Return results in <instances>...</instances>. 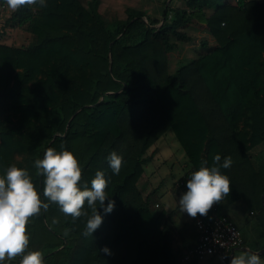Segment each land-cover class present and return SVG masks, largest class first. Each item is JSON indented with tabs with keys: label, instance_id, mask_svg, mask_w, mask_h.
Returning <instances> with one entry per match:
<instances>
[{
	"label": "trees",
	"instance_id": "1",
	"mask_svg": "<svg viewBox=\"0 0 264 264\" xmlns=\"http://www.w3.org/2000/svg\"><path fill=\"white\" fill-rule=\"evenodd\" d=\"M178 1L166 5L162 20L135 10L107 21L100 0H46L47 7L14 11L0 27V176L13 164L28 170L49 204L26 225V252L41 251L44 264H181L177 236L199 240L197 218L228 216L237 204L264 210V183L251 156L264 143V1ZM197 24L215 45L203 40L206 51L172 70L173 42H193L187 29ZM7 27L27 32L29 43H5ZM141 30L139 41L127 43ZM168 131L190 166L182 179L214 166L217 155L221 165L231 157L220 171L232 191L179 231L140 189L154 157L148 152ZM61 145L78 159L81 185L90 188L98 170L109 180L105 205L113 200L115 208H98L103 223L92 236L83 234L87 216L74 221L43 197L34 162ZM113 151L123 157L118 175L107 161ZM83 211L91 215L87 202ZM105 246L111 255L100 251Z\"/></svg>",
	"mask_w": 264,
	"mask_h": 264
},
{
	"label": "clouds",
	"instance_id": "2",
	"mask_svg": "<svg viewBox=\"0 0 264 264\" xmlns=\"http://www.w3.org/2000/svg\"><path fill=\"white\" fill-rule=\"evenodd\" d=\"M4 4L12 11L28 6L47 7L46 0H4ZM61 151L49 147L42 159H37L34 166L38 174L44 177L43 197L58 205L59 210L75 221L81 216H87L85 236L92 234L102 225L104 214L111 213L115 208V201L108 200L106 188L109 180L103 171H96L91 180V187L87 183L81 185L82 170L76 156L68 150ZM123 157L117 152H111L107 161L114 174L118 175L122 166ZM221 157H214V166L202 165L199 170L190 174L187 180V191L182 193L178 207L181 212L191 218L206 216L214 204L220 203L231 189L230 178L222 174L220 168L231 165V157H225L220 164ZM83 189V190H82ZM85 202L91 209V215L83 211ZM99 205V207H97ZM48 203L42 202L41 196L26 169L15 164L5 170L0 176V264L5 260L12 261L21 257L19 264H44L43 254L39 250L27 251L30 237L26 225L29 219L47 210ZM100 251L111 255L110 249L105 246ZM221 260L227 259L225 256ZM230 264H264L259 253L242 250L233 255Z\"/></svg>",
	"mask_w": 264,
	"mask_h": 264
},
{
	"label": "rangeland",
	"instance_id": "3",
	"mask_svg": "<svg viewBox=\"0 0 264 264\" xmlns=\"http://www.w3.org/2000/svg\"><path fill=\"white\" fill-rule=\"evenodd\" d=\"M110 1L111 0H103V5L101 7L102 14L107 21L127 18L128 12L126 13L125 9L129 5L139 6L142 2L147 4V0H129L131 4H128L126 0H117L113 7V2ZM152 2L154 1L149 0V5H144L148 11V15L151 18L162 20L163 10L166 5L172 2L173 6H177L179 1L157 0L156 5H151ZM4 5H0V27L5 26L8 18H10L14 12L6 5L3 7ZM187 31L192 35L194 41L190 43L173 42L170 49V62L172 70L191 62L201 52L206 51V47L200 45L203 40H209L210 44L208 46L210 47L215 45L214 39L206 30L201 29L198 24L187 29ZM6 32L7 33L4 37L5 43L16 46H25L29 43V34L21 29L7 27ZM142 32L143 30L136 32L135 35H131L127 38V43L133 44L139 41L144 36V33ZM153 149L154 151H152ZM150 152L158 154L152 164L155 167L161 168V170L157 174L156 179H151L149 178L150 176L148 177V175H145L140 181V189L144 196H148L152 202L154 200L165 202L167 198L165 195H170V188L174 186L175 189H178L179 187L178 182L181 180V176L185 171V165L188 163L187 157L173 131H168L164 136H162L149 150L148 154H150ZM155 211L158 212L160 210L159 208H155ZM246 211L249 213L248 210ZM261 217L264 218V210L257 211L255 216H252V219L258 221ZM254 228L255 230L252 234L254 233L256 235V232L258 231V224L257 226L254 224ZM237 254H240V252Z\"/></svg>",
	"mask_w": 264,
	"mask_h": 264
},
{
	"label": "crops",
	"instance_id": "4",
	"mask_svg": "<svg viewBox=\"0 0 264 264\" xmlns=\"http://www.w3.org/2000/svg\"><path fill=\"white\" fill-rule=\"evenodd\" d=\"M113 2L112 6L114 7V4L116 3L117 0H111ZM110 1V2H111ZM128 4H131L129 0H126ZM154 2L151 3V5H156L157 0H153ZM231 1V0H228ZM259 2H262L264 0H257ZM100 7L99 10L102 14L101 7L103 5V0H100ZM109 2V3H110ZM149 0H147V4H144L142 2L141 5L133 6L129 5L126 7L125 12L128 14L130 12H133L135 10H143L147 11L144 5L148 6ZM159 4V3H158ZM103 15V14H102ZM120 19V18H119ZM122 19V18H121ZM154 151V149L152 150ZM150 154H153V160L145 165V175L151 179H156L157 174L161 170V168L155 167L152 162L155 160L156 156L158 154H154L153 152H150ZM251 156L253 163L255 167L259 170L261 174V178L264 183V143L258 145L251 151ZM190 170V166L188 163L185 165V171L184 174L181 176L183 177L188 171ZM180 177V178H181ZM171 192L170 195H165L167 196L165 202H162L160 200H154L152 204V208L155 211V208H159V210L165 211L168 216L171 218V220L174 223V227L176 231H179L180 229L184 228V226L187 223H191L195 218L189 217L186 213H183L180 211L178 207V201L183 192L177 191L174 186L170 188ZM264 196V195H263ZM262 196V198H263ZM158 205V206H156ZM259 211V210H258ZM256 213H247L246 209L242 205H233L228 209V217L236 224V226L240 229L242 233V237L244 240V245L242 248L238 249L235 251L234 255H238V252H241L242 250H249L253 252H260L264 248V233L260 230L259 225H258V231L256 232V235L252 232H254V224L257 226L258 221L253 220L252 216H255ZM261 222L264 225V218L261 217ZM257 223V224H256ZM253 225V226H252ZM198 241L197 237H193L191 233L189 234H179L177 236V240L175 242V246L179 248L181 251H185L188 247V244L196 243ZM261 248V249H260ZM264 259V258H261ZM198 264H222L220 259L217 257H210L207 258L206 260L198 262Z\"/></svg>",
	"mask_w": 264,
	"mask_h": 264
},
{
	"label": "built area",
	"instance_id": "5",
	"mask_svg": "<svg viewBox=\"0 0 264 264\" xmlns=\"http://www.w3.org/2000/svg\"><path fill=\"white\" fill-rule=\"evenodd\" d=\"M5 7V5L3 6ZM189 177L178 182V186H184ZM158 206V205H156ZM214 204L211 209H216ZM196 226L200 233L198 243L187 248L181 258V264H196L210 257L221 256L227 259L221 260L222 264H230L233 252L243 247L244 240L240 229L228 216H216L214 218H197Z\"/></svg>",
	"mask_w": 264,
	"mask_h": 264
},
{
	"label": "water",
	"instance_id": "6",
	"mask_svg": "<svg viewBox=\"0 0 264 264\" xmlns=\"http://www.w3.org/2000/svg\"><path fill=\"white\" fill-rule=\"evenodd\" d=\"M262 202H263V206H264V196H263V198H262ZM235 251H236V250H235ZM235 251L233 252V255H234ZM251 252H253V251H251ZM253 253L263 254V253H264V248H263L260 252H253Z\"/></svg>",
	"mask_w": 264,
	"mask_h": 264
}]
</instances>
